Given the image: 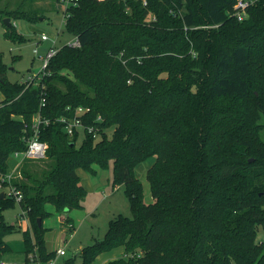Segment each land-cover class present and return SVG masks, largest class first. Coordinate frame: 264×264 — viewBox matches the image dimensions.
Here are the masks:
<instances>
[{"label":"trees","instance_id":"16d2710c","mask_svg":"<svg viewBox=\"0 0 264 264\" xmlns=\"http://www.w3.org/2000/svg\"><path fill=\"white\" fill-rule=\"evenodd\" d=\"M236 1L78 0L64 18L81 46L60 47L36 84L10 82L0 53V177L26 149L35 116L50 120L40 129L48 168L26 160L14 181L29 223L25 264L34 252L41 264L56 256L47 206L82 209L78 170L96 175L111 164L132 216L111 220L82 249V264L119 248L124 256L109 264H264V0L243 22L229 15ZM9 8H0L11 19L6 37L24 41L12 20L43 16ZM78 107L90 108L86 129L70 135L59 119ZM152 158L146 203L135 169ZM15 202L0 198V254L11 251L4 238L16 225L3 211Z\"/></svg>","mask_w":264,"mask_h":264},{"label":"rangeland","instance_id":"374dc122","mask_svg":"<svg viewBox=\"0 0 264 264\" xmlns=\"http://www.w3.org/2000/svg\"><path fill=\"white\" fill-rule=\"evenodd\" d=\"M3 4H9L11 10L22 7L31 13L39 11V16H43L37 22L24 19L12 20L13 27L17 34L25 39L24 41L7 38V27L4 19L0 18V53L3 63L9 69L7 73L8 80L12 83L30 84L34 82L36 84L38 82L37 77L42 76L43 59L48 50L50 48L59 49L75 38L66 29L64 7L60 2L56 3L55 0H0V8ZM151 18H153L152 15ZM248 18L249 13L245 20H248ZM43 35L47 36L48 40H42ZM35 50H37V53L34 52ZM80 133L81 141L84 134ZM44 159L34 162V168L38 170L48 168V163ZM18 161L14 154L8 160V171L9 173L13 172L15 175L14 181L21 180L19 172L24 166V162H22L17 172L18 169L15 170L14 168ZM154 162L155 158L149 159L139 164L135 169L136 177L140 179L144 186V200L146 203L153 202L147 174ZM94 169H96V175H92L83 169L78 170V174H80L79 176L87 190V195L82 202L83 208L76 210L74 214L76 215L75 227L73 229L69 228L66 223L59 220L60 214L54 211L46 221V227L49 228L46 234V246L49 251L56 252V256L52 260L54 264H67L68 261H70V264H82L80 256L82 249L103 239L111 220L119 215L132 216L124 186L113 187L112 185V164L108 169H101L99 166H95ZM2 192H5V187L0 184V194ZM48 210L50 211V208ZM3 216L5 224H15L16 230L6 234L4 240L10 246L11 251L0 254V262L25 264L24 232L29 227L28 220L21 216L18 202L6 208L3 211ZM18 217H20L19 221ZM43 224L45 225V222ZM259 239L264 241V233H259ZM60 249L65 251V255L60 256L57 254ZM122 253L121 248L103 253L93 264H109L111 260L124 256ZM32 254H35L38 260L36 252ZM28 260V264H30L29 256Z\"/></svg>","mask_w":264,"mask_h":264},{"label":"built area","instance_id":"2783aa9c","mask_svg":"<svg viewBox=\"0 0 264 264\" xmlns=\"http://www.w3.org/2000/svg\"><path fill=\"white\" fill-rule=\"evenodd\" d=\"M258 0H237L233 11L229 13L230 16L236 18L238 21H244L246 19V16L248 14V10L250 7L256 4ZM78 0H61V5L64 7V10H66L70 6L77 5ZM65 13V11H64ZM66 15V14H65ZM66 21V16L64 18V22ZM42 40H48L47 36L43 35ZM72 47H80V41L78 38H74L72 41H69L66 43ZM59 49L50 48L45 56L44 60V67L42 71V75L46 73V68L49 64L50 59L57 53ZM37 53V50L34 51ZM45 105V102L43 100L42 106ZM67 110H70L68 108ZM90 112V108L85 107H78L74 111V117L69 118L67 116L61 117L59 120L66 124V131L72 135L74 133L75 129H86L83 125L82 118L86 116ZM99 120H101V117H99ZM50 124V120L48 119H42L41 115L35 116L34 123L32 125V135L27 138L26 140V149L21 152H15L14 157L18 159V164L15 166V170L17 172L19 171L20 164L26 160H42L46 157L47 150H48V144L42 140H40V129L41 126H47ZM88 132L93 134L95 138L98 137V131L95 127H88ZM15 173V172H14ZM20 177V172H19ZM15 179V175L12 173L5 174L4 176L0 177V184L1 186L5 187V195L9 198H14L16 202H20L22 200V194L21 192L16 188L13 181ZM22 217H25L24 214H21ZM26 218V217H25ZM70 227H72L70 225ZM57 254L60 256L65 255L64 250H58ZM30 264H41L39 259L37 260L35 257V254L29 255ZM36 259V260H35ZM0 264H5L4 262H0ZM48 264H54L52 261H50Z\"/></svg>","mask_w":264,"mask_h":264},{"label":"crops","instance_id":"0c3cea01","mask_svg":"<svg viewBox=\"0 0 264 264\" xmlns=\"http://www.w3.org/2000/svg\"><path fill=\"white\" fill-rule=\"evenodd\" d=\"M96 170V169H95ZM97 174V173H96ZM78 175H80V174H78ZM81 178V177H80ZM81 182H82V180H81ZM82 184H83V186H84V183L82 182ZM50 208V211L48 210ZM47 210L50 212V213H52V211H54L55 213H56V211H55V208L53 207V206H51V205H48L47 206ZM76 213V210H74V211H72V212H70V213H64V214H60L59 215V220L60 221H64L67 217L68 218H70L71 220H72V224H67L69 227H70V225H72V228H74L75 227V221H76V215H74ZM46 221H47V219L45 220V225H44V227L45 228H47V229H49L48 227H46ZM122 250H123V248H121ZM122 254H124V250H123V253ZM112 261V260H111Z\"/></svg>","mask_w":264,"mask_h":264},{"label":"water","instance_id":"95a60500","mask_svg":"<svg viewBox=\"0 0 264 264\" xmlns=\"http://www.w3.org/2000/svg\"><path fill=\"white\" fill-rule=\"evenodd\" d=\"M4 23L7 24V26H10L11 25V19L10 18L4 19ZM252 161H253V159H250V162H252ZM4 196H5V192H2L0 194V198H4ZM38 222H39V226H41L42 225L41 220H39Z\"/></svg>","mask_w":264,"mask_h":264}]
</instances>
